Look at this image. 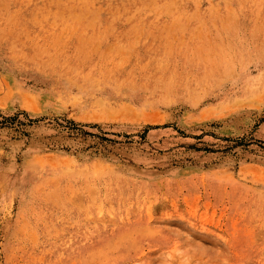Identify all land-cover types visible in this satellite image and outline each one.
Wrapping results in <instances>:
<instances>
[{
    "label": "rangeland",
    "instance_id": "374dc122",
    "mask_svg": "<svg viewBox=\"0 0 264 264\" xmlns=\"http://www.w3.org/2000/svg\"><path fill=\"white\" fill-rule=\"evenodd\" d=\"M0 264H264V0H0Z\"/></svg>",
    "mask_w": 264,
    "mask_h": 264
},
{
    "label": "bare ground",
    "instance_id": "6f19581e",
    "mask_svg": "<svg viewBox=\"0 0 264 264\" xmlns=\"http://www.w3.org/2000/svg\"><path fill=\"white\" fill-rule=\"evenodd\" d=\"M247 1V0H246ZM160 66V65H159Z\"/></svg>",
    "mask_w": 264,
    "mask_h": 264
}]
</instances>
